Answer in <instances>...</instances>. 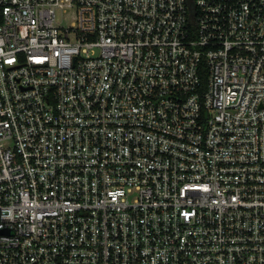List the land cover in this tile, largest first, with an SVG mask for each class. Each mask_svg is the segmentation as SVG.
Returning <instances> with one entry per match:
<instances>
[{
    "label": "built area",
    "instance_id": "built-area-1",
    "mask_svg": "<svg viewBox=\"0 0 264 264\" xmlns=\"http://www.w3.org/2000/svg\"><path fill=\"white\" fill-rule=\"evenodd\" d=\"M0 8V264H264V0Z\"/></svg>",
    "mask_w": 264,
    "mask_h": 264
},
{
    "label": "trees",
    "instance_id": "trees-1",
    "mask_svg": "<svg viewBox=\"0 0 264 264\" xmlns=\"http://www.w3.org/2000/svg\"><path fill=\"white\" fill-rule=\"evenodd\" d=\"M2 18V9L0 8V20ZM202 76H203V81L206 79V71L203 69V71L201 72Z\"/></svg>",
    "mask_w": 264,
    "mask_h": 264
}]
</instances>
